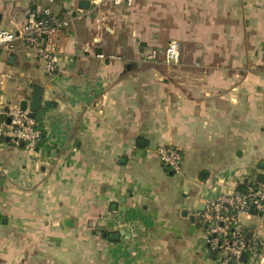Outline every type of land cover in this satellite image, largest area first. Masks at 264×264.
<instances>
[{"label": "crops", "instance_id": "0c3cea01", "mask_svg": "<svg viewBox=\"0 0 264 264\" xmlns=\"http://www.w3.org/2000/svg\"><path fill=\"white\" fill-rule=\"evenodd\" d=\"M88 2L0 0V29L45 6L71 19L54 73L19 41L0 48L6 101L20 106L36 83L50 102L36 151L0 142V264H220L198 220L264 173V0ZM164 38L181 46L171 70ZM167 144L178 171L158 159ZM242 218L252 233L258 220ZM237 264H264V250Z\"/></svg>", "mask_w": 264, "mask_h": 264}, {"label": "built area", "instance_id": "2783aa9c", "mask_svg": "<svg viewBox=\"0 0 264 264\" xmlns=\"http://www.w3.org/2000/svg\"><path fill=\"white\" fill-rule=\"evenodd\" d=\"M124 0H112L120 5ZM70 18L53 11L50 7L28 9L24 21L16 31L0 29V48L11 53L16 50L19 41L26 49L41 61L46 73L59 69L60 56L63 52L66 29ZM98 57L105 58L103 54ZM158 52L155 48L148 50L145 60H155ZM111 57V56H109ZM181 59V46L178 40L171 39L164 50V60L169 65L178 64ZM7 74H0V89ZM43 137V129L37 126L29 109H22L18 104H10L0 92V142L23 147L31 152L38 149ZM157 156L163 166L178 171L182 165V154L178 147L167 144L157 148ZM247 220L256 218L250 242L247 238ZM199 223L203 225L202 244L214 255L220 264L241 262L242 252L264 250V179H245L240 187L222 193L205 203Z\"/></svg>", "mask_w": 264, "mask_h": 264}, {"label": "water", "instance_id": "95a60500", "mask_svg": "<svg viewBox=\"0 0 264 264\" xmlns=\"http://www.w3.org/2000/svg\"><path fill=\"white\" fill-rule=\"evenodd\" d=\"M88 5H89V2L88 0H79V4L78 6L81 8V9H86L88 8ZM42 94H43V87L39 84H32V92H31V96H30V99H24L20 102V107L22 109H26L28 108L29 109V114L30 116H34V114L37 112V111H40L42 109V107L44 105L46 106H49L50 102L49 101H43L42 100ZM22 145V144H21ZM208 175V171L206 169H202L200 172H199V179L201 180H204L206 179ZM255 179L257 181H263L264 179V173L263 172H258L256 174V177ZM184 214H186V210H184L183 212ZM190 222H191V229H193L194 227V223H195V216L194 215H190ZM4 221V219H3ZM100 230L103 229V227H100L99 228ZM125 233V230H120L119 232H113V233H109V238L110 239H118L120 235H124ZM250 232L247 233L246 237L247 238H250ZM104 236H106V233H104ZM246 257H247V252L244 251L242 252L241 254V257H240V260L241 261H245L246 260ZM233 264H236V261H233Z\"/></svg>", "mask_w": 264, "mask_h": 264}, {"label": "rangeland", "instance_id": "374dc122", "mask_svg": "<svg viewBox=\"0 0 264 264\" xmlns=\"http://www.w3.org/2000/svg\"><path fill=\"white\" fill-rule=\"evenodd\" d=\"M167 45V40L164 38V39H160V47L161 48H165V46ZM189 44L187 43V42H185L184 44H183V54H184V57H186V59L188 60V59H190V55H189V51H188V49H189ZM154 48V47H153ZM156 48V47H155ZM168 67L170 68V70L174 67V65L172 66V65H168ZM255 92V91H254ZM12 102H13V104H18V102H17V100H15V98H14V96H13V98H12ZM36 116L37 117H41V114H42V111H37L36 113ZM252 140H255V135H253V137H252ZM251 140V141H252ZM248 147V146H247ZM245 153H250L251 154V156H252V163L254 164V166H253V168H252V176H253V174L255 173V169H257L258 168V166L257 165H255V143H253V145H250L249 146V148L247 149V148H245ZM56 168H57V170L59 169V165L57 164L56 165ZM57 172V171H56ZM60 171H58V173H59ZM255 220H256V218L254 217L253 219H252V221H254L255 222Z\"/></svg>", "mask_w": 264, "mask_h": 264}, {"label": "trees", "instance_id": "16d2710c", "mask_svg": "<svg viewBox=\"0 0 264 264\" xmlns=\"http://www.w3.org/2000/svg\"><path fill=\"white\" fill-rule=\"evenodd\" d=\"M34 118L37 122V126L41 129H43V137L41 139V142L39 143V145L42 143V141L44 140V136H45V132H44V128H43V124H42V119L41 117H37L36 114H34ZM238 188L240 187V185L237 186Z\"/></svg>", "mask_w": 264, "mask_h": 264}]
</instances>
